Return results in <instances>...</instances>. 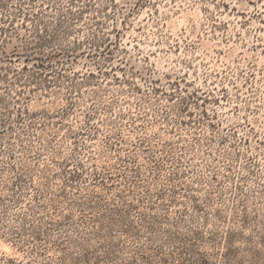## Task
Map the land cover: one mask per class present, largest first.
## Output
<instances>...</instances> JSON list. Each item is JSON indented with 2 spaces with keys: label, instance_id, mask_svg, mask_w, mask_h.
Here are the masks:
<instances>
[{
  "label": "rangeland",
  "instance_id": "374dc122",
  "mask_svg": "<svg viewBox=\"0 0 264 264\" xmlns=\"http://www.w3.org/2000/svg\"><path fill=\"white\" fill-rule=\"evenodd\" d=\"M0 264H264V0H0Z\"/></svg>",
  "mask_w": 264,
  "mask_h": 264
}]
</instances>
